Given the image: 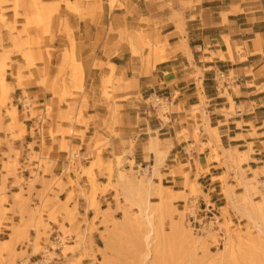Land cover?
Returning a JSON list of instances; mask_svg holds the SVG:
<instances>
[{
	"label": "crops",
	"instance_id": "obj_1",
	"mask_svg": "<svg viewBox=\"0 0 264 264\" xmlns=\"http://www.w3.org/2000/svg\"><path fill=\"white\" fill-rule=\"evenodd\" d=\"M12 1L1 7L9 23L13 20ZM251 1L117 0L111 7L110 0H41L48 33L43 37L41 50L48 48L49 56L42 54L43 63L38 61L34 68L26 69L21 56L12 53L6 62L4 80L0 78V87L8 91L7 94L0 92L1 100L11 89V107L6 105L7 111L16 110L20 133V138L10 141L7 134L0 132V184L5 175L3 164L7 163L8 156L14 159L15 153L20 165L17 178L24 180L16 185L14 177L5 178L9 204L12 195L20 190L30 206L38 205L45 194L52 204H64L72 193L66 208L79 217L86 216L87 220L93 214L86 209L83 193L87 194L89 188L81 170L78 176L69 175L74 185L63 177L60 189L56 185L52 187L56 195L47 193L53 176L60 177L68 163L62 138L60 135L51 138L49 131L69 126L61 120L66 106L58 98L61 87L57 75L63 51L70 50L69 37L74 42V62L80 66L79 77L88 96V106L82 114L87 120V129L81 127L85 139L65 136L63 141L69 148L77 147L81 156L86 155L88 134L92 128L102 127L100 134L110 145L102 152L101 159H110L111 150H125L133 143L132 156L127 157L124 171L133 163V171L140 167L151 172L158 162L152 177L154 185L160 179L178 183L179 175L176 180L170 172H180L178 162L188 163L189 168L181 170L188 172L190 179L198 173L195 181L200 191L198 201L204 205L207 199L208 207L215 204L212 191L221 188L218 178L226 169L235 167L229 157L247 154L248 161L240 168L248 175L249 171L263 169L264 0H254V4ZM19 4L22 9L18 11L17 29L23 22L22 15L28 13L26 6L31 0H19ZM135 30L158 39L149 59H146L147 49L142 56L133 54L132 47L119 40V31ZM35 35L34 30L32 36ZM9 41L0 24V45L10 48ZM136 50L139 51L138 46ZM111 72L125 87L113 94L112 103L101 96L102 80ZM218 73L226 77L224 89L218 87ZM152 97L168 103L170 112L166 123L147 104ZM0 114L2 125H7L10 119L5 110L0 109ZM107 125L112 130L110 133L104 130ZM195 128L200 134V143H211V147L200 150V145H194ZM150 142L153 148L146 151ZM42 144L53 166L46 175L39 172L44 182L30 187L28 181L32 180L36 164L32 163V169L28 170L27 157L29 150L40 153ZM189 145L194 146L190 154L185 151ZM213 148L218 161L214 160ZM156 153L162 154L161 164ZM92 161L88 158L84 167ZM204 168L206 173L199 172Z\"/></svg>",
	"mask_w": 264,
	"mask_h": 264
},
{
	"label": "rangeland",
	"instance_id": "obj_2",
	"mask_svg": "<svg viewBox=\"0 0 264 264\" xmlns=\"http://www.w3.org/2000/svg\"><path fill=\"white\" fill-rule=\"evenodd\" d=\"M116 1L110 0V6L113 7ZM254 2L251 1L252 4ZM4 4H8V0H0V24L6 30L11 47L0 45V78L3 80L6 62H9L12 53L20 55L25 68L30 69L38 61L43 63L42 54L49 56L50 52L48 48L41 50L43 37L48 34L41 0H31V4L26 6L28 13L22 15L23 22L19 29L16 23L20 18L18 11L22 9L19 0L12 1V23L7 22L3 15L1 7ZM34 30L37 35L32 36ZM118 37L132 47L133 54L142 56L144 49H147L146 59L153 52V45L157 47L158 44L157 37L144 35L141 30L119 31ZM69 40L70 50L63 51V61L57 68L61 87L58 98L66 106L65 116L61 120L69 126L66 129L58 126L57 130L49 131L51 138L56 135L62 138V149L68 154V163L60 177L53 176L47 193L56 195L52 187L56 185L60 189L63 177L69 180L71 173L78 176L81 170L89 188L87 194L83 193L86 209L92 210L93 214L87 220L86 216L79 217L68 210L66 204L72 198V193L64 204H52L45 194L38 205L30 206L22 198L20 190L12 195L9 204L5 196V178L14 177L16 185L24 183V180L17 178L20 168L18 154L15 153L14 159L8 156L7 163L3 164L5 175L0 184V264H264V168L249 171L248 175L240 168L242 163L248 161L247 154L229 157L235 167L226 169L218 178L221 188L212 191L215 204L208 207L207 199L204 205L198 201L200 191L195 182L198 173H194L190 179L191 175L181 170L189 168L188 163L180 165L178 162L180 172H170L175 179L179 175L178 183L162 181V176H158L160 182L154 185L152 172L146 169L138 167L133 171V163H129L131 168L124 171L127 157L132 156L133 143L125 150H111L110 159H101L102 152L110 145L100 134L102 127H94L88 134L86 155L81 156L79 148L66 145L68 143L63 141L65 136L85 139V131L81 127L87 129V120L83 119L82 114L88 106L84 81L79 77L81 69L74 62V42L70 37ZM229 78H232V74ZM219 85H222V80H219ZM124 88L123 81L113 78L111 72L109 77L102 80L101 96L112 103L113 94ZM0 92L7 94L8 91L0 87ZM10 92L11 89L4 100L0 97V109H4L10 119L4 126L0 114V132L14 141L20 138V133L16 124V110L10 108L7 111L6 105L11 107ZM147 104L156 109L162 122L168 121L170 109L166 101L152 97ZM104 130L108 133L112 131L110 125ZM192 138L194 145H200V150L212 146L211 143H200L197 128ZM41 147L42 151L38 154L29 150L27 157L28 170L32 169V163L36 164L32 180L28 181L30 187L43 181L39 172L46 175L53 166L45 155L44 144ZM152 148L153 143L150 142L145 150ZM193 148V145H189L185 151L190 154ZM212 153L214 160L218 161L214 148ZM156 156L161 164L162 154L156 153ZM88 158L93 161L84 167ZM199 172L206 173L207 168ZM176 189L182 191L175 193L173 190ZM145 215H148L151 225Z\"/></svg>",
	"mask_w": 264,
	"mask_h": 264
},
{
	"label": "built area",
	"instance_id": "obj_3",
	"mask_svg": "<svg viewBox=\"0 0 264 264\" xmlns=\"http://www.w3.org/2000/svg\"><path fill=\"white\" fill-rule=\"evenodd\" d=\"M219 74H220V73H219ZM216 79H217L218 87L222 89L223 86L225 85L226 77H225L223 74H220V75H219V79H218V77H217ZM219 80H222V87L219 85Z\"/></svg>",
	"mask_w": 264,
	"mask_h": 264
},
{
	"label": "bare ground",
	"instance_id": "obj_4",
	"mask_svg": "<svg viewBox=\"0 0 264 264\" xmlns=\"http://www.w3.org/2000/svg\"><path fill=\"white\" fill-rule=\"evenodd\" d=\"M226 81V80H225ZM222 86V85H221ZM225 87V86H224ZM224 87H223V89H224ZM220 91V90H219ZM158 166V163L152 168V174H151V177H153L154 176V172H155V170H156V167ZM146 216V219H147V222H148V224H150L151 225V222H150V219H149V217H148V215H145Z\"/></svg>",
	"mask_w": 264,
	"mask_h": 264
}]
</instances>
